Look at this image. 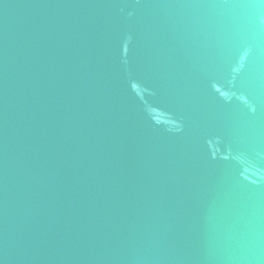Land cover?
<instances>
[{"label": "water", "instance_id": "95a60500", "mask_svg": "<svg viewBox=\"0 0 264 264\" xmlns=\"http://www.w3.org/2000/svg\"><path fill=\"white\" fill-rule=\"evenodd\" d=\"M0 264H264V0H0Z\"/></svg>", "mask_w": 264, "mask_h": 264}]
</instances>
